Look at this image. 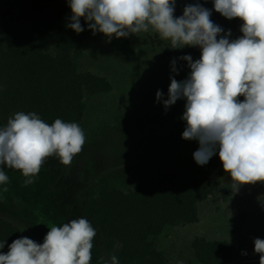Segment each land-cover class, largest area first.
Masks as SVG:
<instances>
[{
  "label": "rangeland",
  "instance_id": "obj_1",
  "mask_svg": "<svg viewBox=\"0 0 264 264\" xmlns=\"http://www.w3.org/2000/svg\"><path fill=\"white\" fill-rule=\"evenodd\" d=\"M22 1L0 0V38L16 40L23 47L33 31L31 23L21 15ZM197 3L211 11L210 19L224 30L220 36L229 30L230 41L243 35L240 31L243 21L229 20L216 12L214 0H176L174 16L180 17L186 5ZM54 7L66 9L62 23L67 24L72 13L68 0H55ZM128 37L104 35L82 48L83 56L78 60L80 71L108 77L114 90L86 95V115L79 125L85 143L70 165L65 166L58 157L50 156L29 185L24 184L27 178L19 170L0 165V170L9 177L7 184H0V218L20 229L24 227L23 233L28 238L42 244L51 227L81 218L82 203L106 182L127 191L137 187L146 173H174L180 183L192 176H210L231 188L229 200L201 203L199 223L167 228L155 238L156 244L167 253L171 264L180 261L188 264L194 258L195 237L225 239L239 248L232 264H259L254 240L264 239V182L242 185L235 191L231 187L234 181L224 171L218 150L206 165H198L193 158L199 148L198 141L182 138L187 126L181 119L186 99H178L167 110L156 99L158 90L163 92L164 100L168 98L170 77L183 81L190 75L188 62L179 58L190 55L193 61L198 60L201 49L198 46L173 49L170 40L160 38L149 28L140 38L132 40L137 58L130 61L121 51ZM50 41L53 49L55 34ZM174 59L179 74L172 70ZM239 99L243 101L244 97ZM91 252V264L108 261L98 233Z\"/></svg>",
  "mask_w": 264,
  "mask_h": 264
},
{
  "label": "clouds",
  "instance_id": "obj_2",
  "mask_svg": "<svg viewBox=\"0 0 264 264\" xmlns=\"http://www.w3.org/2000/svg\"><path fill=\"white\" fill-rule=\"evenodd\" d=\"M68 3L72 16L67 27L78 34L84 31L83 17L93 34L98 31L120 38L151 28L160 38L170 40L173 49L198 46V60L190 55L179 58L188 62V78L177 81L170 77L168 98L164 100L158 90L156 99L165 110L178 99H186L181 119L187 126L182 138L198 141L199 148L193 153L198 165H206L218 150L235 191L242 185L264 182V0H214L216 12L243 21V35L231 41L230 30L220 36L224 30L210 19L211 11L198 3L186 5L178 18L174 16L176 0ZM172 66L179 74L175 59ZM84 143L85 134L75 122L57 118L48 124L35 112H17L0 127V165L19 170L27 178L24 184L29 185L48 157L56 156L68 166ZM8 182L9 177L0 170V184ZM96 235L88 220L72 219L51 227L42 244L27 237L14 240L6 254L0 253V264H91ZM4 244L0 243V249ZM254 252L259 254V264H264V239L254 240ZM104 264H118L117 257Z\"/></svg>",
  "mask_w": 264,
  "mask_h": 264
},
{
  "label": "trees",
  "instance_id": "obj_3",
  "mask_svg": "<svg viewBox=\"0 0 264 264\" xmlns=\"http://www.w3.org/2000/svg\"><path fill=\"white\" fill-rule=\"evenodd\" d=\"M54 3L55 0L22 1L21 15L31 23L33 31L25 46L0 38V125H6L17 112H35L48 124L59 118L80 125L86 115V95L114 90L108 77L82 73L78 63L82 48L104 34H93L83 17L80 23L84 31L76 33L67 27L72 13L68 23L63 24L67 11L55 8ZM142 33L130 34L121 45L130 61L137 58L132 40ZM54 34L52 49L50 40ZM230 193L228 185L210 176H192L180 183L174 173H146L137 187L127 191L109 182L100 185L82 203L81 216L97 231L109 262L115 256L118 264H171L155 238L167 228L199 223L201 203L228 201ZM21 237L27 236L18 226L0 218V243L5 242L0 253L6 254L9 245ZM238 249L229 240L198 236L192 241L194 258L188 264H232Z\"/></svg>",
  "mask_w": 264,
  "mask_h": 264
}]
</instances>
